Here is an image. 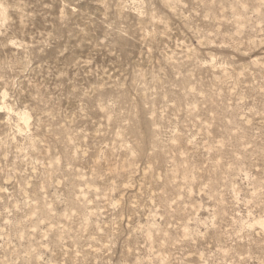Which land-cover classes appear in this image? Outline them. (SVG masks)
Returning a JSON list of instances; mask_svg holds the SVG:
<instances>
[{
    "label": "rangeland",
    "instance_id": "obj_1",
    "mask_svg": "<svg viewBox=\"0 0 264 264\" xmlns=\"http://www.w3.org/2000/svg\"><path fill=\"white\" fill-rule=\"evenodd\" d=\"M0 264H264V0H0Z\"/></svg>",
    "mask_w": 264,
    "mask_h": 264
}]
</instances>
